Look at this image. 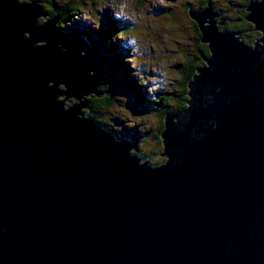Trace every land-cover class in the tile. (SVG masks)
Segmentation results:
<instances>
[{
  "label": "water",
  "instance_id": "1",
  "mask_svg": "<svg viewBox=\"0 0 264 264\" xmlns=\"http://www.w3.org/2000/svg\"><path fill=\"white\" fill-rule=\"evenodd\" d=\"M250 8L248 19L264 22V5ZM38 12L0 0V264H264V54L202 29L211 70L165 133L183 163L153 172L128 158L129 140L114 142L76 119L78 108L68 119L45 98L53 90L37 76L70 72L69 94L79 96L95 91L106 65L82 35L54 22L37 27ZM191 15L203 24L215 14ZM22 31L32 39L21 40ZM38 39L47 47L31 49ZM89 70L94 76L83 79ZM212 121L220 132L208 131ZM26 165L30 175L21 173ZM45 246L52 250L42 256Z\"/></svg>",
  "mask_w": 264,
  "mask_h": 264
},
{
  "label": "clouds",
  "instance_id": "2",
  "mask_svg": "<svg viewBox=\"0 0 264 264\" xmlns=\"http://www.w3.org/2000/svg\"><path fill=\"white\" fill-rule=\"evenodd\" d=\"M15 4L35 5L39 12L34 24L43 27L54 22L53 26L61 31L71 28L76 21L98 32L106 9L120 21L118 30L104 43L105 46L119 44L122 63L127 65L136 86L144 90V99L150 105L148 111L134 113L128 107V97L110 91V83L98 82L95 91L76 96L69 94L65 82L72 80L70 72H65L61 80L49 79L44 74L36 79L42 87L53 90L45 93V98L52 100L68 119L73 118V109L78 108L76 119L95 123L114 142L122 139L120 133L124 129L135 130L139 137L128 147L127 156L135 161L136 167L153 172L161 171L169 164L180 166L183 163L184 153L179 156L169 154L165 133L170 115L173 117L171 124L176 125L179 123L176 114L191 108V85L202 77L203 72L211 70L212 42L204 39L202 29L213 26L218 34L229 33L233 40L251 52L264 54V27L257 26L264 22L248 19L252 15L250 6L264 5V0H143L138 7L127 0H15ZM210 7L215 14L211 21L205 19L201 24L191 15ZM156 8L166 11L155 15L153 9ZM3 20L11 21V13L3 12ZM19 38L31 40L32 33L22 31ZM83 39L88 43L86 36ZM47 44V40L38 39L30 48H45ZM56 48L67 53L60 44ZM224 51L231 53L232 48L225 44ZM86 54L84 50L79 52L81 57ZM51 71L56 73L60 68L53 67ZM92 76L94 72L89 70L82 78ZM221 130L216 121L208 128L209 132ZM199 139H203L202 134L190 136L192 141ZM31 172L27 165L21 169L25 175ZM46 188L53 193L56 184L49 181ZM51 250L45 246L40 255Z\"/></svg>",
  "mask_w": 264,
  "mask_h": 264
},
{
  "label": "rangeland",
  "instance_id": "3",
  "mask_svg": "<svg viewBox=\"0 0 264 264\" xmlns=\"http://www.w3.org/2000/svg\"><path fill=\"white\" fill-rule=\"evenodd\" d=\"M127 2L138 7L142 5L143 0H127ZM163 11L166 10L160 8L153 9L155 15H159ZM119 24L120 21L115 20L111 12L106 9L102 17L101 28L98 32L92 31L89 25L74 21L72 27L75 31L73 30L72 33L86 36L89 41L88 43L91 45V54H94L99 60L105 63L106 74L105 78L101 80V83H110V91L114 94L119 93L128 97V107L132 109L134 113H143L148 111L150 105L143 99L144 90L138 88L135 81L129 76L127 65L119 61V44L116 43L105 46L104 43L118 30ZM79 30H81V32H77ZM83 32H85V34H83ZM105 57L109 58L108 61L106 60L107 62L105 61ZM120 135L122 139L129 140L131 145L134 144L136 142H134V140H137L139 137V134L136 133L135 130L128 129H124Z\"/></svg>",
  "mask_w": 264,
  "mask_h": 264
},
{
  "label": "trees",
  "instance_id": "4",
  "mask_svg": "<svg viewBox=\"0 0 264 264\" xmlns=\"http://www.w3.org/2000/svg\"><path fill=\"white\" fill-rule=\"evenodd\" d=\"M83 34H84V32H83ZM105 58H106V57H105ZM118 59H119V61H122V58H121V57H120V58H118ZM106 60L108 61V60H109V58L107 57V58H106ZM106 60H105V61H106ZM107 61H106V62H107ZM183 87H184V88H185V90H186V85H184ZM143 99H144V97H143ZM168 102H171V100L169 99V100H168ZM162 119H163V118H162ZM162 119H161V120H162ZM135 141H136V140H134V142H135Z\"/></svg>",
  "mask_w": 264,
  "mask_h": 264
},
{
  "label": "flooded vegetation",
  "instance_id": "5",
  "mask_svg": "<svg viewBox=\"0 0 264 264\" xmlns=\"http://www.w3.org/2000/svg\"><path fill=\"white\" fill-rule=\"evenodd\" d=\"M73 30L75 31V29H74L73 27H71V28L66 29V30H64V31L72 32ZM77 32H81V30H79V31H77ZM84 34H85V32H84Z\"/></svg>",
  "mask_w": 264,
  "mask_h": 264
},
{
  "label": "bare ground",
  "instance_id": "6",
  "mask_svg": "<svg viewBox=\"0 0 264 264\" xmlns=\"http://www.w3.org/2000/svg\"><path fill=\"white\" fill-rule=\"evenodd\" d=\"M81 35V34H80ZM89 42V41H88ZM100 50V49H99ZM98 51V50H97ZM106 60V59H105ZM109 68V67H108Z\"/></svg>",
  "mask_w": 264,
  "mask_h": 264
}]
</instances>
